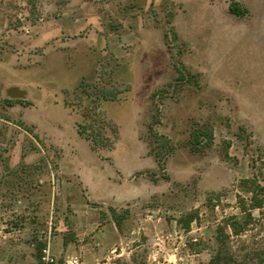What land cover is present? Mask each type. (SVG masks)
<instances>
[{"label":"rangeland","instance_id":"1","mask_svg":"<svg viewBox=\"0 0 264 264\" xmlns=\"http://www.w3.org/2000/svg\"><path fill=\"white\" fill-rule=\"evenodd\" d=\"M231 2L247 13L231 15ZM41 7L26 17L19 6L22 16L0 34V248L8 241L12 251L8 233L37 221L39 180L58 175L65 160L76 190L103 220L101 209L140 227L106 251V264H208L217 229L240 214L239 197L249 199L243 181L264 185V0H171L145 17H101L114 29L109 41L81 17L67 35L63 23H51L48 37ZM95 39L99 60L88 56ZM89 41L88 57L76 55ZM66 48L68 68L54 56ZM81 78L124 93L92 104L91 89L76 90ZM92 115L108 123L96 151L78 133ZM197 128L214 137L201 152L189 143ZM118 190L135 196L121 203Z\"/></svg>","mask_w":264,"mask_h":264},{"label":"crops","instance_id":"2","mask_svg":"<svg viewBox=\"0 0 264 264\" xmlns=\"http://www.w3.org/2000/svg\"><path fill=\"white\" fill-rule=\"evenodd\" d=\"M171 0H0V34L2 31L10 32L9 25L15 20V17H21L22 14L16 15V8L24 7V16L31 17L30 9L34 11L41 10L42 5L45 7L44 17H49L48 25H46L47 35L51 37L55 35L54 28L51 23L58 22L63 35L74 30L73 17H81L87 26L91 27L95 36H101L102 39L113 36L114 29H109L105 24H101V17H145L143 11H147L151 7H161L168 5ZM144 8L138 12V8ZM162 14V13H161ZM45 20V21H47ZM78 20H76L77 22ZM97 22L98 26H94L91 22ZM11 26V25H10ZM87 28V27H86ZM13 36V35H12ZM11 37V36H9ZM47 37V36H46ZM113 38V37H112ZM40 40V39H39ZM67 42V40H65ZM109 41V40H107ZM105 43L106 41L103 40ZM87 46H91V41L88 43H80L76 55L88 57L96 55L97 60L101 59L103 53L98 49L101 48L100 42L94 40V47L91 54L83 55ZM98 48V49H96ZM69 50L59 51L54 56L57 59L63 58L65 66L67 64V52ZM86 54V53H85ZM107 54V53H105ZM51 60V58L49 57ZM49 60V61H50ZM67 60V61H66ZM96 60L93 70L95 68ZM133 66L129 68L131 72ZM21 74L22 72H17ZM12 75V73H11ZM84 78H81L76 87L80 85ZM22 79L18 75L16 85L24 90ZM6 84L13 86L15 81L9 77ZM37 103V101H36ZM35 103V104H36ZM55 107V105H53ZM60 106V105H59ZM49 163L50 161L46 159ZM60 173L45 174L39 180L40 197L38 207L35 210V218L37 221L30 222L28 219L20 224V227L13 233L12 251L8 249L7 243L0 248V264H38L39 248L44 237L53 230L54 238L50 245L51 254L58 260L66 264L73 256L79 257L80 264H106L104 259L108 249L116 244L121 245L130 230L132 235V223L128 220L124 224L121 222L116 225V222L109 211H104L103 220L102 214L96 209L91 208L82 197V192L76 190L75 183L71 180L72 170L68 167L65 160L60 162ZM87 184V182L85 183ZM94 190L97 191V185L93 183ZM121 184L118 183V186ZM88 186V185H87ZM98 186L103 188V182H99ZM78 191V192H77ZM101 197H105V191L98 190ZM115 198L121 203L127 197L132 198L135 193H124L118 190ZM27 209V208H26ZM25 209V211H26ZM28 210V209H27ZM29 211V210H28ZM26 211V214L29 212ZM102 217V218H101ZM140 227L137 226L133 232H139ZM16 234V235H15ZM5 240V237L4 239ZM4 243V242H2ZM10 247V246H9ZM71 256V257H70Z\"/></svg>","mask_w":264,"mask_h":264},{"label":"trees","instance_id":"3","mask_svg":"<svg viewBox=\"0 0 264 264\" xmlns=\"http://www.w3.org/2000/svg\"><path fill=\"white\" fill-rule=\"evenodd\" d=\"M229 13L235 17H243L247 12L231 2ZM79 89L83 92L91 89L93 93L87 97L93 98L92 104L97 105L101 102H118L124 93V90L116 87L107 89L98 83L86 84L84 80L76 88V90ZM67 94L68 92L64 93L65 107H69L66 100ZM99 120V116L92 115L90 124L78 125V133L92 142L91 149L94 151L99 149L97 146L103 141L99 140L101 127L108 124L104 119ZM94 125H97L99 131L93 129ZM213 141L211 131L197 128L191 133L189 143L193 152H201L211 147ZM100 147L106 146L101 145ZM243 192L249 196L248 203L239 197L240 214L227 218L217 229L216 245L211 249L208 264H264V240L261 239V232L264 231V185H261L257 179L245 180L243 181ZM254 211L258 212V218H255ZM114 219L118 225L119 221ZM43 247L44 243L40 245V252ZM40 257L39 254L38 261Z\"/></svg>","mask_w":264,"mask_h":264},{"label":"built area","instance_id":"4","mask_svg":"<svg viewBox=\"0 0 264 264\" xmlns=\"http://www.w3.org/2000/svg\"><path fill=\"white\" fill-rule=\"evenodd\" d=\"M52 236L53 235L51 234V231H50L43 239L44 247L41 251V257H40L39 264H58V261L53 257L50 251ZM66 264H79V261L77 258H72Z\"/></svg>","mask_w":264,"mask_h":264}]
</instances>
